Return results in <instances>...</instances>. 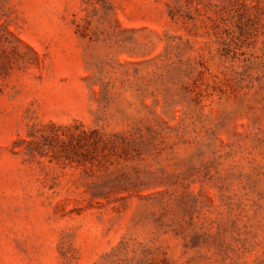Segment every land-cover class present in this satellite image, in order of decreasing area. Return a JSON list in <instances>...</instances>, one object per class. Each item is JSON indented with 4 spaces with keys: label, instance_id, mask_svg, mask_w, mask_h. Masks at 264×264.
I'll use <instances>...</instances> for the list:
<instances>
[{
    "label": "rangeland",
    "instance_id": "374dc122",
    "mask_svg": "<svg viewBox=\"0 0 264 264\" xmlns=\"http://www.w3.org/2000/svg\"><path fill=\"white\" fill-rule=\"evenodd\" d=\"M0 264H264V0H0Z\"/></svg>",
    "mask_w": 264,
    "mask_h": 264
}]
</instances>
